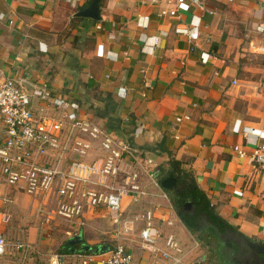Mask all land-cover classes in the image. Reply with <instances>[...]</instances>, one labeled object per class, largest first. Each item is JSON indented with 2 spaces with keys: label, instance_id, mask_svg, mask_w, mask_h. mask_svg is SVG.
<instances>
[{
  "label": "crops",
  "instance_id": "crops-1",
  "mask_svg": "<svg viewBox=\"0 0 264 264\" xmlns=\"http://www.w3.org/2000/svg\"><path fill=\"white\" fill-rule=\"evenodd\" d=\"M89 1L0 0V83L25 76L46 83L114 132L106 118L94 115V109L103 112L107 105L111 119L118 120L116 135L130 144L137 159L139 152L160 175L169 158L181 162L218 216L251 245L264 242V173L250 162L264 134V35L256 32L264 26V0H201L206 12L193 6L181 11L184 25L198 18L193 45L175 33L179 21L157 16L162 3L100 0L99 21L76 17ZM145 16L146 23L138 21ZM154 36L160 38L154 51H143ZM118 88L126 91L124 98L117 96ZM42 106L34 104L36 113ZM184 116L190 120L176 122ZM149 192L158 193L154 187ZM3 197L10 201L0 200V233L8 240L20 239L47 253L66 245L60 253L71 254L67 242L87 228L68 233L58 244L54 231H67V224L41 226L29 209L30 198L15 189L4 188ZM150 200L166 204L157 197ZM99 212H88L84 220L96 222ZM16 222L26 224L27 231L5 234V225ZM181 224L176 236L190 245V233ZM112 227L111 221L109 243ZM109 243L84 242L93 252ZM131 251L140 264H149L137 246Z\"/></svg>",
  "mask_w": 264,
  "mask_h": 264
},
{
  "label": "built area",
  "instance_id": "built-area-1",
  "mask_svg": "<svg viewBox=\"0 0 264 264\" xmlns=\"http://www.w3.org/2000/svg\"><path fill=\"white\" fill-rule=\"evenodd\" d=\"M148 1L163 4L158 17L179 21L177 35L192 45L197 42L198 18L184 25L180 12L190 6L206 12L201 0ZM138 21L146 23L148 17ZM256 32L264 35V26L258 25ZM159 40L147 39L143 51L152 53ZM143 87L149 88L148 83ZM125 94L118 88V97ZM36 102L43 105L38 113ZM81 111L77 102L56 94L46 83L31 82L29 76L0 83V200L10 201L3 197L4 188L24 193L37 223L63 222L71 236L88 227L84 220L88 212L103 211L112 221V243L105 244L104 251H56L45 256L34 244L8 240L0 233V264H140L132 245L147 256L149 264H204L207 254L199 242L193 239L184 246L170 231L181 221L169 195L160 188V171L150 167L151 161L140 162L126 140L104 128L108 134ZM188 120L184 116L176 122ZM260 138L250 162L264 173V134ZM237 151L242 157L243 152ZM149 187L158 193L149 192ZM152 197L166 204L155 205Z\"/></svg>",
  "mask_w": 264,
  "mask_h": 264
},
{
  "label": "trees",
  "instance_id": "trees-1",
  "mask_svg": "<svg viewBox=\"0 0 264 264\" xmlns=\"http://www.w3.org/2000/svg\"><path fill=\"white\" fill-rule=\"evenodd\" d=\"M105 108L103 112L94 109V115L100 119L106 118L108 129L116 133L119 127L112 126L114 119L112 120L107 113V105ZM166 165V168H160V179L165 177L167 170L176 176L177 193L169 194L173 209L185 229L206 252V264H239L237 260L241 258L240 252L244 248L240 243L248 246L251 243L250 240L217 215L205 193L196 186L191 173L181 168V162L169 158ZM186 202L192 203L193 206L189 212L183 211V205ZM67 249L64 245L59 252H65ZM260 257L264 258V255Z\"/></svg>",
  "mask_w": 264,
  "mask_h": 264
},
{
  "label": "rangeland",
  "instance_id": "rangeland-1",
  "mask_svg": "<svg viewBox=\"0 0 264 264\" xmlns=\"http://www.w3.org/2000/svg\"><path fill=\"white\" fill-rule=\"evenodd\" d=\"M95 100H97V99H95ZM51 115H52V113H50L47 116H51ZM114 121H115V123L113 122L112 126H115L118 120L116 121V119H114ZM102 129H104V128L102 127ZM106 132L108 134H110L108 131H106ZM138 155H139V156H137L138 159L143 164H145V162L147 160L143 159L142 156L139 154V152H138ZM160 203L164 204L162 202H160ZM20 206H22V204ZM97 217H98V219H97L96 222L87 221L89 227L86 228V230L83 232V236H82L83 239H84V242L86 244L93 245V246L98 244V243H109L110 242L109 234H110V222H111V220L109 219L108 215H106V213H102L101 214V212H99V213H97ZM172 219L177 224V219L174 216H172ZM180 224L181 223L179 222L176 225V228H174L176 230L173 229V230H170V231H174L175 233H177L178 232L177 229H178V226H180ZM27 228H28V226L26 224L25 225H21L18 222L13 223V224H8V225L6 224L5 225V234L10 235V236H14V235H16L18 233H21V231H27ZM66 228L68 229L67 231L66 230H56V231H54V233H55L54 237L56 239L54 241L58 242V244H64V242H66L67 238H69V234L68 233H70L71 229H69L68 227H66ZM19 230H21V231H19ZM163 232L165 234L167 233V231H165V229H163ZM186 235H188V234L186 233ZM182 237H183V239H185L184 235H182ZM188 237H189L190 240L194 239L193 236H191L190 234L188 235ZM258 243L254 242L253 245H251V243H250L248 246L245 243H240L241 245L244 246V248H243V250H241L242 253L240 252V257L241 258L240 259L238 258V260H237V261L240 262L239 264H264V258L260 257L263 254L257 252V250H256V248L254 246V245L258 244ZM56 245L57 244L55 243L54 247ZM56 251H58V249ZM40 252H42V251H40ZM47 254H49V253L42 252V255L46 256ZM204 264H206V262H204Z\"/></svg>",
  "mask_w": 264,
  "mask_h": 264
},
{
  "label": "water",
  "instance_id": "water-1",
  "mask_svg": "<svg viewBox=\"0 0 264 264\" xmlns=\"http://www.w3.org/2000/svg\"><path fill=\"white\" fill-rule=\"evenodd\" d=\"M100 0H90L86 7L80 9L75 16L81 18H88L94 21L100 20V9H99ZM160 186L163 190L172 193L176 186V178L169 170L165 174V178L160 181ZM192 209V203L186 202L183 206V210L185 212H189ZM68 247H73L75 245L80 246L81 251H89L90 248L86 247L83 241V237L81 234L71 238L67 242ZM257 252L264 254V242H259L254 245ZM76 248H73L69 251V253H75Z\"/></svg>",
  "mask_w": 264,
  "mask_h": 264
},
{
  "label": "flooded vegetation",
  "instance_id": "flooded-vegetation-1",
  "mask_svg": "<svg viewBox=\"0 0 264 264\" xmlns=\"http://www.w3.org/2000/svg\"><path fill=\"white\" fill-rule=\"evenodd\" d=\"M173 174V173H172ZM174 175V174H173ZM175 178H176V176H174ZM165 177H163L162 179H164ZM161 179V180H162ZM177 178H176V186H175V189L173 190V192L172 193H170V194H172V195H174L175 193H177ZM184 206V205H183ZM192 208H193V206H192ZM184 211V210H183ZM185 212V211H184ZM71 248H76V249H80V246H78V245H75V246H73V247H71Z\"/></svg>",
  "mask_w": 264,
  "mask_h": 264
}]
</instances>
